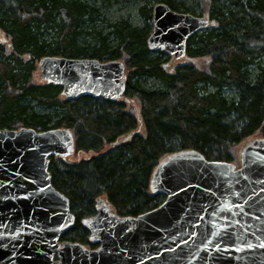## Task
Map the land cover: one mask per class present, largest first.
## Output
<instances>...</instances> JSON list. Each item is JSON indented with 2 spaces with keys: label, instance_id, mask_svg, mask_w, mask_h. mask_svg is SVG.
<instances>
[{
  "label": "trees",
  "instance_id": "obj_1",
  "mask_svg": "<svg viewBox=\"0 0 264 264\" xmlns=\"http://www.w3.org/2000/svg\"><path fill=\"white\" fill-rule=\"evenodd\" d=\"M157 3L195 13L184 0H0V129L74 136L72 156L48 158L51 184L75 217L62 240L96 246L80 220L97 199L121 216L160 205L149 179L167 155L194 150L237 165L239 146L264 138V0H198L210 26L190 37L179 63L147 47ZM131 5L138 25L106 17ZM45 56L121 61L124 93L66 101L61 87L34 79Z\"/></svg>",
  "mask_w": 264,
  "mask_h": 264
},
{
  "label": "water",
  "instance_id": "obj_2",
  "mask_svg": "<svg viewBox=\"0 0 264 264\" xmlns=\"http://www.w3.org/2000/svg\"><path fill=\"white\" fill-rule=\"evenodd\" d=\"M209 26L207 17L157 3L147 47L185 58L190 37ZM37 69L66 101L116 100L125 90L118 60L45 56ZM74 149L69 129H0V264H264V138L239 146L238 166L194 150L167 155L149 179L164 200L136 217L97 199L94 215L80 220L93 249L62 240L75 217L48 172L49 157Z\"/></svg>",
  "mask_w": 264,
  "mask_h": 264
},
{
  "label": "rangeland",
  "instance_id": "obj_3",
  "mask_svg": "<svg viewBox=\"0 0 264 264\" xmlns=\"http://www.w3.org/2000/svg\"><path fill=\"white\" fill-rule=\"evenodd\" d=\"M186 2V5H188L189 7H191L192 9H194L195 13L193 14L194 16H204L207 15L205 9L202 10L201 9V4L198 3V0H184ZM134 6L131 5L129 7L130 10L128 11H119V10H115L113 11L111 14L106 15V17H108L109 19H116L119 16L122 17H126L129 19L130 23L133 25H138L140 23L138 15L136 14V12L134 11ZM212 25H214V23L212 22ZM188 60V59H186ZM181 62V60L175 62V63H179ZM194 64L200 68V69H206L208 62L206 61V59H199V60H194L193 59ZM34 79L36 81H41L40 77H39V72L38 69L34 75ZM132 112H136L138 111V103L134 102L130 105ZM238 152V149L236 150ZM236 165V164H235ZM238 166V162L237 165Z\"/></svg>",
  "mask_w": 264,
  "mask_h": 264
}]
</instances>
